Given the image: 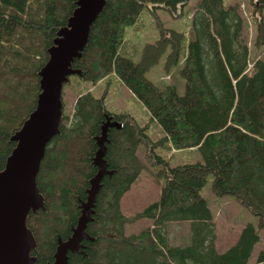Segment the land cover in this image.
<instances>
[{"label":"trees","instance_id":"1","mask_svg":"<svg viewBox=\"0 0 264 264\" xmlns=\"http://www.w3.org/2000/svg\"><path fill=\"white\" fill-rule=\"evenodd\" d=\"M186 1L106 0L92 23L73 67L81 70V78L94 82L115 71L165 134L151 140L145 126L106 111L103 97L91 91L77 97L72 114L64 111L60 132L48 142L37 176L45 208L30 212L28 226L37 240L32 255L38 263L54 260L58 237L66 239L77 223L81 200H86L90 178L97 171L96 136L107 115L123 122L108 130L104 157L113 174L102 178L95 213L86 227L94 239L82 241L85 254L69 252L67 264H248L252 257L260 240L254 224L244 225L238 239L220 251L214 214L200 193L208 173H213L214 193L235 195L264 228V59L257 58L250 66L237 5L227 8L224 0H200L194 17L197 37L180 69L186 80L183 94L173 85L158 87L145 74L170 41L168 65L178 62L180 32L172 30L146 44L138 62L118 52L125 27L136 22L148 2L171 9ZM253 3L264 8V0ZM75 6V0H0V169L16 145L12 134L36 106L38 71L48 59L47 49ZM258 26L262 42V21ZM141 141L152 156L159 144L197 146L204 161L175 166L165 162L159 199L126 214L122 196L145 167L137 153ZM138 218L152 223L126 233V224ZM183 221L189 222L190 241L172 244L168 224ZM254 264H264V248Z\"/></svg>","mask_w":264,"mask_h":264},{"label":"rangeland","instance_id":"2","mask_svg":"<svg viewBox=\"0 0 264 264\" xmlns=\"http://www.w3.org/2000/svg\"><path fill=\"white\" fill-rule=\"evenodd\" d=\"M199 2L200 0H187L186 3H179L177 7L171 9L162 6L153 7L152 3L148 2L136 22L125 27L124 37L118 52L138 62L142 58L146 44L157 42L163 35H171L172 30L180 32L183 37L178 62L168 65V56L173 50V43L170 41L159 61L150 67L145 74L158 87L165 88L173 85L180 94H183L186 80L180 69L184 66L190 42L197 37L194 17L199 8ZM224 4L227 8L231 5L238 7L242 17V39L249 47L250 66L257 58L264 59V38L262 42H258V24L260 21L264 24V8L259 9L253 0H224ZM63 90L65 102L63 114L65 111L71 115L77 97L81 93L91 91L94 95L103 97L106 111L120 114L127 120L145 126V132L151 140H158L165 134L161 123L152 118V114L145 103L115 71L108 73L96 82L73 74L69 81L64 84ZM148 149L149 147L144 141L138 145L137 153L144 161L145 167L130 189L122 196L120 205L126 214H135L151 202L159 199L161 185L165 182L162 172L165 162L170 166H175L204 161L197 146L174 148L159 144L154 147V156ZM158 156L162 157L164 161H160ZM212 183L213 173H208L207 181L200 189V193L207 199L214 214L218 249L224 251L238 239L244 225L249 222L253 223L260 232V240L256 243L253 255L248 262V264H254L257 252L264 248V228L259 226L258 216L240 203L235 195L215 194ZM151 223L149 218H138L126 224L125 232H139ZM168 233L172 244L188 243L191 233L189 222L169 223Z\"/></svg>","mask_w":264,"mask_h":264},{"label":"water","instance_id":"3","mask_svg":"<svg viewBox=\"0 0 264 264\" xmlns=\"http://www.w3.org/2000/svg\"><path fill=\"white\" fill-rule=\"evenodd\" d=\"M76 6L65 25L57 32L48 47V59L38 71L40 91L35 108L11 136L16 142L0 169V264H67L69 252L85 254V239L93 240L87 224L93 219L97 193L104 175L112 173L104 157L110 127H121L123 122L107 115L96 136L98 148L93 158L96 173L90 178L86 200H81V213L72 233L58 237L54 260L38 263L32 250L36 237L28 226L31 211L45 208V198L37 183L46 146L60 132L63 116V87L73 74L81 70L72 66L82 56L91 25L103 9L106 0H75Z\"/></svg>","mask_w":264,"mask_h":264},{"label":"bare ground","instance_id":"4","mask_svg":"<svg viewBox=\"0 0 264 264\" xmlns=\"http://www.w3.org/2000/svg\"><path fill=\"white\" fill-rule=\"evenodd\" d=\"M73 66V65H72ZM79 69V68H78ZM95 156V155H94ZM94 156H93V158H94ZM109 169V168H108ZM110 170H112V169H110ZM113 174V170H112V173H108V175H112ZM107 175V174H106Z\"/></svg>","mask_w":264,"mask_h":264},{"label":"crops","instance_id":"5","mask_svg":"<svg viewBox=\"0 0 264 264\" xmlns=\"http://www.w3.org/2000/svg\"><path fill=\"white\" fill-rule=\"evenodd\" d=\"M123 198V197H122ZM184 222V221H183ZM178 223H181V222H178ZM187 225V224H186Z\"/></svg>","mask_w":264,"mask_h":264}]
</instances>
